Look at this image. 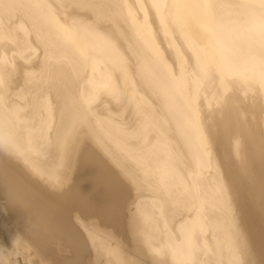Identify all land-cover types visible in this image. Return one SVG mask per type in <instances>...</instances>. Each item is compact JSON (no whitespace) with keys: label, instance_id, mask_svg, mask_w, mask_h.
<instances>
[{"label":"bare ground","instance_id":"6f19581e","mask_svg":"<svg viewBox=\"0 0 264 264\" xmlns=\"http://www.w3.org/2000/svg\"><path fill=\"white\" fill-rule=\"evenodd\" d=\"M0 137L12 264H264V0H0Z\"/></svg>","mask_w":264,"mask_h":264},{"label":"clouds","instance_id":"9594fccd","mask_svg":"<svg viewBox=\"0 0 264 264\" xmlns=\"http://www.w3.org/2000/svg\"><path fill=\"white\" fill-rule=\"evenodd\" d=\"M12 143L3 137H0V151H9ZM0 264H12V258L9 256L8 250L0 246Z\"/></svg>","mask_w":264,"mask_h":264},{"label":"rangeland","instance_id":"374dc122","mask_svg":"<svg viewBox=\"0 0 264 264\" xmlns=\"http://www.w3.org/2000/svg\"><path fill=\"white\" fill-rule=\"evenodd\" d=\"M124 191V193H123V198H122V200H123V202H122V200H121V206H119V208H120V215H122L123 213H124V216L122 215L121 216V221H123L122 222V224L124 225V223H125V221H126V218H127V215H128V212L127 211H129V207H130V205H131V202H132V200H133V195H132V193H131V191L129 190V188L128 187H126L125 188V190H123ZM127 191V192H126ZM131 200V201H130ZM129 205V206H128ZM125 217V218H124ZM124 228V227H123ZM65 254V253H64Z\"/></svg>","mask_w":264,"mask_h":264}]
</instances>
